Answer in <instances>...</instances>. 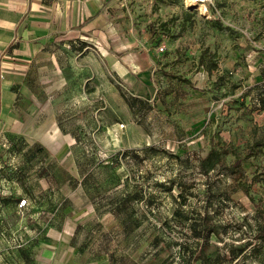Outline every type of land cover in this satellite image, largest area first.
<instances>
[{
    "label": "rangeland",
    "instance_id": "1",
    "mask_svg": "<svg viewBox=\"0 0 264 264\" xmlns=\"http://www.w3.org/2000/svg\"><path fill=\"white\" fill-rule=\"evenodd\" d=\"M134 1L139 24L145 22L139 30L156 35L166 48V53L158 50L163 55H157L156 97L143 102L127 95L126 102L115 104L112 108L120 125L88 126L79 157L94 198L103 192L108 197L133 193L139 198L129 205V227L102 231L97 214L95 220L89 217L95 226L82 234L90 238L96 253L136 251L143 258L158 255L164 264H192L180 248V243L192 237L191 220L184 215L209 212L207 221L215 231L208 255L214 259L228 254L230 248L236 252L244 248V258L221 264H259L252 252L261 234L258 226L264 221V179L255 175L256 167L264 170V0H205L199 5L190 0ZM206 48L216 53L218 69L212 74L199 66ZM112 108L104 110L106 120L116 117ZM130 116L135 126L127 125ZM115 133L119 143H115ZM124 143L141 147L112 150ZM211 150L213 155L206 159ZM20 153L14 149L0 157L5 166L11 162L16 167L9 174L28 191L31 182L37 183L43 164L28 166L24 162L27 151ZM237 156L242 162L232 172L230 166ZM39 157V163L44 161L43 155ZM203 164L214 170L206 174ZM125 175L139 180L141 187L121 182L120 176ZM7 176L0 174V189L8 185L2 180ZM244 179L254 181L247 190L239 183ZM60 183L76 185L63 178ZM68 203L64 196L57 198L59 205ZM176 210L184 215L176 218ZM34 215L43 217L42 213ZM24 238L0 229V264H22ZM259 252L264 264V249Z\"/></svg>",
    "mask_w": 264,
    "mask_h": 264
},
{
    "label": "crops",
    "instance_id": "2",
    "mask_svg": "<svg viewBox=\"0 0 264 264\" xmlns=\"http://www.w3.org/2000/svg\"><path fill=\"white\" fill-rule=\"evenodd\" d=\"M137 11L134 0H0V156L27 151L26 165L43 164L37 183L25 191L9 174L16 167L5 166L0 157V174L10 179H2L8 185L0 189V229L25 237L22 264H164L158 255L143 258L136 251L96 253L82 234L95 226L97 214L102 231L128 227L118 210L122 195L90 194L79 148L88 129L120 125L112 107L128 94L119 83L134 100L156 97L158 46L164 41L139 30L145 22L139 24ZM108 107L116 117L106 120ZM126 123L135 126L131 116ZM136 147L141 146L124 143L112 150ZM120 177L139 186L129 175ZM62 178L76 185H62ZM62 196L69 201L63 206L57 204ZM23 198L29 204L19 208ZM195 264L206 263L199 258Z\"/></svg>",
    "mask_w": 264,
    "mask_h": 264
},
{
    "label": "trees",
    "instance_id": "3",
    "mask_svg": "<svg viewBox=\"0 0 264 264\" xmlns=\"http://www.w3.org/2000/svg\"><path fill=\"white\" fill-rule=\"evenodd\" d=\"M187 17L189 18L191 16L190 13H187ZM215 55L216 53H212L210 52V50L208 48L203 49L200 56H199V66L200 67H204L205 70L208 72V74H212L215 70L218 69V62L215 60ZM262 102L264 103V98H261ZM264 144V142H262V145ZM259 145V144H257ZM9 150V146L7 148ZM213 155L212 150L209 153V156L206 158H210ZM174 156L177 159H181L178 155ZM204 163H206V160L203 161ZM202 162V163H203ZM241 159L237 156V158L235 159V161L233 162L232 166H230V171L235 172V170L241 165ZM206 172V174H208L211 170H214V168H207L204 164L202 166ZM257 171L255 173L256 176L261 175V177H263L264 179V170L263 168H259L256 167ZM262 179V180H263ZM257 180V177H255L254 181ZM254 181H248L247 179H244L243 181L241 180L240 186L241 187H245V190L249 189L248 187H250L251 183H253ZM135 187H141V185L139 184V186ZM180 195L182 196L183 194L180 193ZM121 196V195H120ZM184 197V196H183ZM138 196L137 194H126V196H124L122 194L121 196V206L118 210L121 211V213L125 212V217L124 220L126 222V219L128 221V227L130 226V220H129V216L132 217V215H130V213L125 210L127 209V206L130 205L131 201L133 202H137L138 201ZM183 205H186L187 199L183 198ZM212 206V205H211ZM124 210V211H123ZM127 211V212H126ZM134 212V211H132ZM143 212V211H142ZM176 213V218H181L180 214L184 215V212H179V211H175ZM185 219H190L191 223L189 224V227L192 231V236H195L198 239H193L191 241V239L188 237L186 238L185 242L180 243V248H182L181 252H182V256H184L183 254L187 255L189 257V259L192 261V264H195V262L199 259V258H203L206 264H221L223 262L229 261V260H235L238 256H240L241 254L244 253V248H241L238 250V252H236L235 250H233L232 248H230L228 251V254H218L216 256V258H212V256L208 255V250L211 248L212 246V242L210 241V239L212 238V235L215 231L214 226L207 221V217L209 216V212H207V214L203 213V214H193V213H188L187 215H184ZM182 220V219H181ZM258 229L261 234H259V237L256 241V245L254 246L256 252H252V255L256 258L257 261H259V264H263V260L262 258H260L261 255H259L262 249H264V221L258 226ZM259 255V256H258Z\"/></svg>",
    "mask_w": 264,
    "mask_h": 264
},
{
    "label": "built area",
    "instance_id": "4",
    "mask_svg": "<svg viewBox=\"0 0 264 264\" xmlns=\"http://www.w3.org/2000/svg\"><path fill=\"white\" fill-rule=\"evenodd\" d=\"M204 2V1H203ZM165 46L164 45H160L159 47H158V50L160 51V52H164L165 51ZM119 85L122 87V89H124L125 90V93L126 94H128V95H132L131 93H130V91L127 89V88H125L124 86H123V84H121V83H119ZM122 126H124L123 124H122ZM28 204H29V202H28V200H27V198H23V199H21L20 201H19V203H18V207L19 208H25L26 206H28Z\"/></svg>",
    "mask_w": 264,
    "mask_h": 264
},
{
    "label": "bare ground",
    "instance_id": "5",
    "mask_svg": "<svg viewBox=\"0 0 264 264\" xmlns=\"http://www.w3.org/2000/svg\"><path fill=\"white\" fill-rule=\"evenodd\" d=\"M192 3H194L195 5H199V4H197V3H199V2H202L203 3V1H205V0H190ZM202 7H204V6H202ZM113 138H114V140H115V143H119L120 142V137L118 136V135H116V134H113Z\"/></svg>",
    "mask_w": 264,
    "mask_h": 264
}]
</instances>
